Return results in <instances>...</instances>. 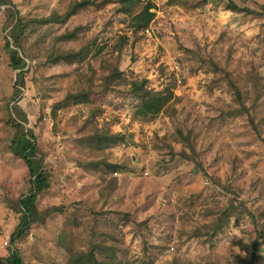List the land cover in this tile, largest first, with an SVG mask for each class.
Listing matches in <instances>:
<instances>
[{"label": "rangeland", "instance_id": "1", "mask_svg": "<svg viewBox=\"0 0 264 264\" xmlns=\"http://www.w3.org/2000/svg\"><path fill=\"white\" fill-rule=\"evenodd\" d=\"M12 1L22 17L32 20L56 19L70 3L82 0ZM91 1L68 23L35 26L29 35L27 47L33 55L75 27L85 29L81 38L62 48L92 47L88 57L73 66L41 65L35 71L38 60H27L30 70L17 104L28 116L26 127L38 136L46 166L54 168L58 177L57 188L42 197L40 209L64 206V215L34 227L21 244L27 261L64 263L65 253L54 250L64 230L80 249L95 240L118 244L133 264H175L181 259L185 264H215L217 259L221 263L223 257L245 254L246 249L237 244H248L255 236L251 216L255 215L263 235L258 264H264V17L233 13L225 9V0H143L154 4L155 18L137 37L128 27L130 17L119 13L116 3ZM234 2L256 10L264 7V0ZM140 10L141 6L135 12ZM6 24L0 7L2 257L10 255V237L18 224V215L5 197L16 200L28 189L27 167L8 147L12 130L6 125L5 106L17 72L9 66L4 48ZM124 36L127 41L121 44ZM111 66L129 80L146 79L149 89L172 93L169 108L155 119L139 117V102L127 94V88L105 89L103 77ZM226 72L240 87L248 113L235 102ZM79 88L89 92L90 101L60 110L55 119L54 104ZM96 108L101 110L93 125L107 124L112 134L127 138L126 144H113L105 153L108 162L123 166L106 182L99 170H87L85 162L90 158L76 151L81 148L78 131L91 128L92 122L86 121ZM179 128H194L206 174L179 155L183 150L191 152L180 141ZM112 186L114 192L106 199ZM224 186L237 190L238 201L248 210L231 217L211 245L193 233L214 219L205 217V210L223 207L232 198ZM97 258L103 260L105 255L97 253Z\"/></svg>", "mask_w": 264, "mask_h": 264}, {"label": "trees", "instance_id": "2", "mask_svg": "<svg viewBox=\"0 0 264 264\" xmlns=\"http://www.w3.org/2000/svg\"><path fill=\"white\" fill-rule=\"evenodd\" d=\"M208 2V0H204ZM118 5L117 11L130 17L128 27L134 36H139L152 23L155 18V13L152 11L154 4L148 2L144 4L143 0H112ZM225 9L233 13H242L244 16L264 17V7L261 10L249 8L248 6H240L234 0H225L222 2ZM92 4L91 0L74 1L70 3L66 12L56 19L39 18L27 20L22 17L14 8L12 0H0V7L3 8L6 14V28L8 37L5 39V50L9 56V66L16 74V81L12 86V92L7 98L6 103V125L12 130L11 136L8 139L10 152L19 159L23 160L28 171V189L25 194H22L18 199L14 200L5 197L7 206L18 215V224L15 227L10 237L11 248L8 257L0 256V264H40L38 259L31 262L27 261L25 252L21 248V244L28 240V237L34 227L45 225L50 218L56 215H64V206H48L40 209V200L47 193L51 194L54 188H57L58 177L54 168H48L45 164V155L39 148L38 136L33 129L26 127L28 124V116L17 104L23 89L26 86V75L30 67L27 68V60H38L35 71L41 65L57 66L60 64L75 65L83 62L91 51L92 45L87 44L77 49H63L62 44L78 42L82 36V27H75L71 31L59 35L54 39L52 45L47 49L39 50L38 53H33L28 49L27 44L29 35L35 26L47 27L50 25H63L77 15L80 11L85 10ZM141 6L139 12H135ZM127 37L121 38V44L126 43ZM102 49V48H101ZM216 69L218 66L213 65ZM225 78L227 85L235 95V102L240 106L241 110L248 113L246 109L243 93L238 84L231 78L230 74L226 72ZM105 89H113L114 87H125L128 89V95L139 102L137 115L144 119H155L162 112L169 108L173 94L169 92H157L149 89L146 79H132L129 80L123 77L122 72L116 66H111L108 73L103 77ZM90 101L89 92L79 88L76 92H67L65 97L56 102L52 108V115L56 119L60 110L67 109L71 105L78 103H88ZM87 118L86 123L92 122L91 128L82 127L78 131V138L81 148L76 147V151L85 158H90L85 164L88 166L87 170H99L100 179L102 182L107 181V176L118 170L123 166L110 163L105 158V153L116 143H127V138L121 134H112L107 124L102 128L93 125L94 118L100 108ZM85 123V124H86ZM88 130V131H87ZM180 141L190 149V154L185 150L180 152V156L184 159L192 160L195 165L206 174V171L200 162V155L197 151L196 134L194 128H182L176 131ZM164 143L167 138L162 139ZM171 148V146H170ZM171 155H174L171 148ZM98 160H97V158ZM112 184L117 185V182L112 181ZM115 187L112 186L110 192H107L104 197L110 198L114 192ZM232 195L228 204L217 209H208L204 211L205 217H214L210 223L203 224L194 229L193 236L201 239L204 242L212 245L213 240L221 234L228 226L231 217L240 216L247 212V208L243 202L238 201L239 193L230 186L223 187ZM59 191V188H58ZM252 214V213H251ZM127 215V214H126ZM129 217V215H127ZM255 227V236L250 243L238 242L241 249H246L243 256L231 254L229 257H223L222 262L215 260V264H258L260 260L259 245L262 235V226H260L259 219L255 215H251ZM148 221V220H146ZM146 222L143 223L145 225ZM63 233L60 239L56 241L55 252H64L66 260L61 264H133L130 259H127L126 251L118 244L112 243L110 246L105 242L91 241L87 248L80 249L77 247L76 240L69 237L68 233ZM120 251V253L118 252ZM97 253L105 255L103 260L97 258ZM45 264V263H44ZM47 264H58L55 259L50 260ZM143 264H150L144 262ZM175 264H185L184 261L177 260Z\"/></svg>", "mask_w": 264, "mask_h": 264}]
</instances>
